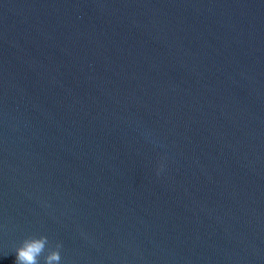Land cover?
Segmentation results:
<instances>
[{
  "label": "water",
  "instance_id": "1",
  "mask_svg": "<svg viewBox=\"0 0 264 264\" xmlns=\"http://www.w3.org/2000/svg\"><path fill=\"white\" fill-rule=\"evenodd\" d=\"M33 235L264 264V0H0V264Z\"/></svg>",
  "mask_w": 264,
  "mask_h": 264
},
{
  "label": "clouds",
  "instance_id": "2",
  "mask_svg": "<svg viewBox=\"0 0 264 264\" xmlns=\"http://www.w3.org/2000/svg\"><path fill=\"white\" fill-rule=\"evenodd\" d=\"M49 243L46 235L26 237L15 250V264H41V259L43 264H59L62 245L57 242L54 247H50Z\"/></svg>",
  "mask_w": 264,
  "mask_h": 264
}]
</instances>
